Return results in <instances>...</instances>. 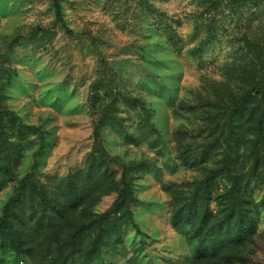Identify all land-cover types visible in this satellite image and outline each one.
Returning <instances> with one entry per match:
<instances>
[{"label": "rangeland", "instance_id": "1", "mask_svg": "<svg viewBox=\"0 0 264 264\" xmlns=\"http://www.w3.org/2000/svg\"><path fill=\"white\" fill-rule=\"evenodd\" d=\"M59 3L0 0V264H264V0Z\"/></svg>", "mask_w": 264, "mask_h": 264}, {"label": "trees", "instance_id": "2", "mask_svg": "<svg viewBox=\"0 0 264 264\" xmlns=\"http://www.w3.org/2000/svg\"><path fill=\"white\" fill-rule=\"evenodd\" d=\"M53 8L55 11L56 22L58 24H61L62 26H64V21H63L62 11H61V5L59 3V0H53ZM94 144H95L96 149L101 150L100 136H99L98 130L94 131ZM29 182H31V180L29 178H26L24 180V182H22L20 185L25 186ZM123 184H125V177H123ZM17 189L18 188H16V190H15L16 193L18 191ZM123 204L124 203L117 202L116 207H118V206L121 207ZM235 213H236V207L233 205L229 209V214L223 223H219L217 219L214 220V226L212 227V230H215V229L221 230L222 228H224V226L228 227L230 224H232L234 222ZM179 216H180V212H177L176 214H174L173 225L176 228H180V223H179L180 217ZM138 233H139V231H138ZM243 235L244 234H243L242 228H240L238 233H235L232 236H228V242H230L232 245H239L245 240V237H243ZM197 238H198L197 236L194 237V240ZM220 238L221 237L218 233L217 234L213 233L212 235H210L209 238H205L204 240H202L199 247L206 246L209 243L213 248L209 251V253H204L202 255L197 253L193 261L197 263L203 259L218 258L226 264L238 263L239 257H237L236 255H227L226 256V255L219 254L222 251V249L221 248L216 249L215 243H217L218 241L220 242ZM100 240H101V237L99 235H97L95 238V241H94V245H98V242Z\"/></svg>", "mask_w": 264, "mask_h": 264}]
</instances>
